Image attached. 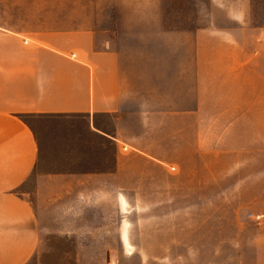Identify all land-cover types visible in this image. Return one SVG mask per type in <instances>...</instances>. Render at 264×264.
<instances>
[{
  "label": "crops",
  "instance_id": "obj_1",
  "mask_svg": "<svg viewBox=\"0 0 264 264\" xmlns=\"http://www.w3.org/2000/svg\"><path fill=\"white\" fill-rule=\"evenodd\" d=\"M195 1L207 20L196 19L188 43L177 7L171 26L181 32L149 79L150 57L110 46L107 27L42 22L41 0H0V264H152L138 256L153 252L140 238L169 237L167 226L138 230L122 208L153 188V174L169 179L151 164L166 162L162 148L189 126L212 125V157L223 158L212 162V190L264 206V0ZM153 93L160 111L149 108ZM155 140L160 152L146 145ZM251 217L254 243L242 253L252 257L241 264H264V210Z\"/></svg>",
  "mask_w": 264,
  "mask_h": 264
},
{
  "label": "rangeland",
  "instance_id": "obj_2",
  "mask_svg": "<svg viewBox=\"0 0 264 264\" xmlns=\"http://www.w3.org/2000/svg\"><path fill=\"white\" fill-rule=\"evenodd\" d=\"M198 2L209 5L208 0ZM196 4L195 0H41L42 22H85L104 26L110 36V46L113 44L137 62L144 60L145 55L150 57L152 71L149 79L157 76L154 66L155 61L160 60L158 55L172 53L173 47L165 40L177 37L181 32L171 26L176 20L177 7L184 9V14L180 15L185 25L183 36L192 44L196 19L202 23L208 17L206 13L194 14L192 7ZM192 48V45H186L185 53L191 52ZM149 96V108L154 112L160 111L163 105L158 93ZM42 122L49 123L48 120ZM130 122L132 125L129 127L135 130L137 120L131 118ZM152 125V136L158 140L160 128L155 115L152 116ZM170 129L174 126L170 125ZM182 138L180 141L170 139L169 145L163 148L156 140L146 144L156 151L160 152L162 148L169 153L170 158L166 162L153 160L151 164L166 167L169 179L165 178L166 174H153V188L133 191V204L122 208L134 216L138 230L160 229L165 232L167 226L169 237L140 238L149 246L145 249L152 245L153 252L138 256L152 264H241L242 257L246 261L251 260V254L242 253V249L250 250L254 243L256 219L251 217V213L257 209L264 210V206L237 204L241 200L225 195L224 185L221 189L212 190V162H223L222 157H212V149H215V145L212 148V125L185 127ZM140 144L143 146L144 142L140 141ZM125 164L149 165L136 158L126 159ZM184 166L205 169L201 174L185 175L181 174ZM193 177L199 181H193ZM138 181L145 185L144 178ZM161 202L168 204L162 205ZM162 215L168 218V222H160ZM153 216L158 221H154ZM176 233L185 235H171ZM161 247H165L163 253ZM89 257L96 260L97 255Z\"/></svg>",
  "mask_w": 264,
  "mask_h": 264
},
{
  "label": "built area",
  "instance_id": "obj_3",
  "mask_svg": "<svg viewBox=\"0 0 264 264\" xmlns=\"http://www.w3.org/2000/svg\"><path fill=\"white\" fill-rule=\"evenodd\" d=\"M262 36H263V38H264V29L262 30Z\"/></svg>",
  "mask_w": 264,
  "mask_h": 264
}]
</instances>
